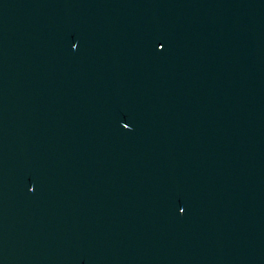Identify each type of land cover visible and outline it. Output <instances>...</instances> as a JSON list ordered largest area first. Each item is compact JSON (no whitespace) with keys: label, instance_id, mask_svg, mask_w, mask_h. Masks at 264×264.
I'll use <instances>...</instances> for the list:
<instances>
[{"label":"water","instance_id":"95a60500","mask_svg":"<svg viewBox=\"0 0 264 264\" xmlns=\"http://www.w3.org/2000/svg\"><path fill=\"white\" fill-rule=\"evenodd\" d=\"M0 264H101L1 95Z\"/></svg>","mask_w":264,"mask_h":264},{"label":"snow or ice","instance_id":"6c2138e0","mask_svg":"<svg viewBox=\"0 0 264 264\" xmlns=\"http://www.w3.org/2000/svg\"><path fill=\"white\" fill-rule=\"evenodd\" d=\"M160 47H161V48H163V47H164V45H163V44H161V45H160ZM128 127H129V125H128L127 123H125V124H124V128H126V129H127ZM181 210H183V211H184V209H181Z\"/></svg>","mask_w":264,"mask_h":264}]
</instances>
